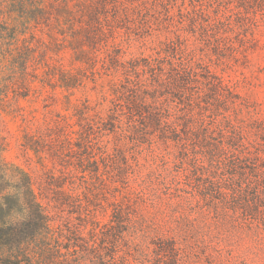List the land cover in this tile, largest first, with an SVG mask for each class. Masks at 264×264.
Masks as SVG:
<instances>
[{"label":"rangeland","instance_id":"obj_1","mask_svg":"<svg viewBox=\"0 0 264 264\" xmlns=\"http://www.w3.org/2000/svg\"><path fill=\"white\" fill-rule=\"evenodd\" d=\"M132 6L129 23L116 29L108 45L94 53L96 63L92 68L71 63L67 51L60 54L63 69L81 83L78 88L65 90L55 81L48 85L40 69L33 90L19 101L22 110L16 111L15 106L0 109L3 158L30 174L38 193L39 178L53 165L49 159H39L23 149L24 135L35 134L43 123L56 119L55 115L65 117L68 130L78 131L72 106L81 108L88 102L92 110L87 114L95 122L115 119L111 130L103 131L98 139V145L106 149L86 150L95 161L90 169L96 171L85 172L81 179L74 167L67 168L78 177L75 185L65 182L62 189L83 202L88 216L70 213L66 207L51 213L53 225L62 230L63 245L71 236L68 227H80L81 237L87 242L86 247L78 242L75 248L81 264H104L109 257L114 258L110 264H264V240L260 245L243 242L237 247L227 246L212 229L197 239L179 241L185 252L177 261L172 263L163 256L162 242L191 227L181 218L191 220L197 214L177 208V200L168 195L166 175L175 174L178 149L166 143V127L159 122L153 124L150 117L125 103L126 95L139 81L147 85L140 88L142 92L154 95L152 100L147 96L146 103L155 101L167 108L173 114L171 120L174 116L196 115L200 108L195 106L214 103L208 99L209 92L199 102L191 95L208 72L239 96L235 102L239 118L246 123H264V15L239 0H137ZM112 45L122 65L100 62ZM182 67L196 74L198 81L190 84L186 97L182 92L166 93L164 85H157L153 93L155 86L150 85L157 84L150 80L153 76L164 79L166 73L173 74ZM215 107L219 105L211 108ZM116 144L122 149H113ZM76 151L77 157L82 151ZM71 161L75 163V158ZM118 168L124 169L123 179L117 175ZM55 174L59 175L57 170ZM161 177H165V183ZM120 208L128 213L129 220L115 223V211ZM197 224L191 228H208ZM221 235L228 237L223 232Z\"/></svg>","mask_w":264,"mask_h":264},{"label":"trees","instance_id":"obj_2","mask_svg":"<svg viewBox=\"0 0 264 264\" xmlns=\"http://www.w3.org/2000/svg\"><path fill=\"white\" fill-rule=\"evenodd\" d=\"M135 1L0 0V109L15 106L16 111H21L19 101L33 90L40 69L48 85L55 81L65 90L78 88L81 83L63 69L60 54L67 51L71 63L92 68L96 63L94 53L108 45L116 29L129 23L134 8L130 5ZM239 2L264 15V0ZM109 48L100 60L102 65H122L114 46ZM202 78L204 82L191 95L199 102L209 92L208 99L214 103L206 101L204 107L195 106L200 108L196 115L174 116L171 120L173 114L167 108L155 101L146 103L154 95L142 92L140 88L147 85L139 81L125 97L128 108L150 117L155 125L162 123L166 127V143L178 149L175 174L166 175L168 195L177 200V208L197 214L195 219H181L191 227L196 223L208 227H185L187 231H178V236L164 240L163 256L172 263L184 254L183 243L205 235L208 229L214 231L216 238L224 239L227 246L237 247L243 242L260 245L264 240V123H246L239 118L235 108L239 96L208 72ZM150 80L157 83L150 85L155 86L154 94L157 85H164L166 93L182 92L185 97L190 84L198 83L196 74L185 67L166 73L164 79L155 75ZM87 103L81 108L72 106L78 131L68 130L65 117L55 115L56 119L43 123L35 134L24 135L23 149L39 159H49L53 165L39 178L38 193L31 175L3 158L4 147L0 143V264H81L75 248L78 242L83 243L81 247H86L87 242L81 237L80 227H68L71 236L65 237L68 243L63 245L62 230L53 225L51 213L62 212L66 207L70 213L88 216L83 202L62 188L65 182L75 185L77 174L83 179L85 172L96 171L90 169L95 161L90 160L86 150L106 149L98 145V139L103 131L111 130L115 119L95 122L87 114L92 110ZM214 104L219 108H211ZM76 149L82 151L77 157ZM113 149L122 148L116 144ZM69 167H74L77 174L67 170ZM117 175L123 179L124 169L118 168ZM161 180L164 182L165 177ZM114 218L115 223H121L129 220V215L120 208ZM222 232L228 237L221 238ZM92 238L94 243L95 235ZM109 258L104 264L113 263L114 258Z\"/></svg>","mask_w":264,"mask_h":264}]
</instances>
